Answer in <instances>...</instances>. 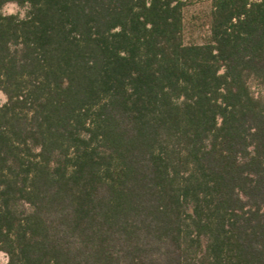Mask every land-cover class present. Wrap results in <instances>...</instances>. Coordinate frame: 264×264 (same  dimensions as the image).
Instances as JSON below:
<instances>
[{"label":"trees","instance_id":"1","mask_svg":"<svg viewBox=\"0 0 264 264\" xmlns=\"http://www.w3.org/2000/svg\"><path fill=\"white\" fill-rule=\"evenodd\" d=\"M186 7L0 0L8 264H264V0Z\"/></svg>","mask_w":264,"mask_h":264},{"label":"rangeland","instance_id":"2","mask_svg":"<svg viewBox=\"0 0 264 264\" xmlns=\"http://www.w3.org/2000/svg\"><path fill=\"white\" fill-rule=\"evenodd\" d=\"M187 3L185 9V17L187 23V31L185 33L186 43H204L209 37V31L207 27H202L203 17L205 13H208L211 9L213 0H184ZM16 5V4H15ZM17 6V5H16ZM8 15H20L25 16V10L17 8L14 10V14ZM7 102L6 96L0 92V105ZM0 264H8V257L6 254L0 252Z\"/></svg>","mask_w":264,"mask_h":264},{"label":"clouds","instance_id":"3","mask_svg":"<svg viewBox=\"0 0 264 264\" xmlns=\"http://www.w3.org/2000/svg\"><path fill=\"white\" fill-rule=\"evenodd\" d=\"M16 8L17 6L15 4H9L2 10V14H5V15L14 14V10Z\"/></svg>","mask_w":264,"mask_h":264}]
</instances>
